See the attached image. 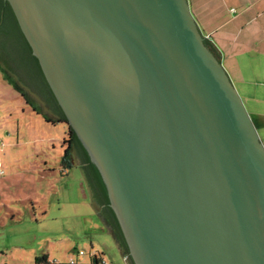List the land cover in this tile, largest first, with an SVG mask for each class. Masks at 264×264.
<instances>
[{
    "label": "water",
    "instance_id": "1",
    "mask_svg": "<svg viewBox=\"0 0 264 264\" xmlns=\"http://www.w3.org/2000/svg\"><path fill=\"white\" fill-rule=\"evenodd\" d=\"M5 1L133 263L264 264V147L188 0Z\"/></svg>",
    "mask_w": 264,
    "mask_h": 264
},
{
    "label": "rangeland",
    "instance_id": "2",
    "mask_svg": "<svg viewBox=\"0 0 264 264\" xmlns=\"http://www.w3.org/2000/svg\"><path fill=\"white\" fill-rule=\"evenodd\" d=\"M5 73L37 111L6 83L1 71L0 264H26L30 257L42 255H47L48 264H69L83 258L79 252L87 264L94 247L107 264H114L111 232L106 233L93 209L73 149V165L61 173L67 125L57 122L58 117L37 104L15 76Z\"/></svg>",
    "mask_w": 264,
    "mask_h": 264
},
{
    "label": "crops",
    "instance_id": "3",
    "mask_svg": "<svg viewBox=\"0 0 264 264\" xmlns=\"http://www.w3.org/2000/svg\"><path fill=\"white\" fill-rule=\"evenodd\" d=\"M188 2L200 31L220 54V64L242 99L264 147V0H188ZM64 169H61L62 174ZM104 228L108 233V229ZM110 237L112 238L111 234ZM112 242L115 250L112 262L126 264L119 245L113 239ZM94 252L100 254L98 261L107 264L101 251L94 247ZM91 255L87 264L96 261ZM83 258L76 260L78 264H86ZM32 259L36 261L35 256H32L25 263L33 264ZM35 261L34 264H37ZM49 261L47 258L41 263L48 264Z\"/></svg>",
    "mask_w": 264,
    "mask_h": 264
},
{
    "label": "trees",
    "instance_id": "4",
    "mask_svg": "<svg viewBox=\"0 0 264 264\" xmlns=\"http://www.w3.org/2000/svg\"><path fill=\"white\" fill-rule=\"evenodd\" d=\"M15 15L12 12L10 6L7 4V1L0 0V52H6L8 55V60L10 62H15L17 65H6L8 67H13L20 76L22 75L26 81L28 82L36 92V94L46 103V105L52 109L56 110L59 113L57 122H61L67 125L65 116L57 103L55 102V98L52 95L51 90L48 87V83L46 82L41 70L40 66L37 62V59L34 58L31 54V49L28 46L27 42L24 40L22 36V32L15 20ZM206 38L205 44L206 46L215 53L212 45L207 41ZM216 55V54H215ZM16 58V59H15ZM8 67H6L8 69ZM10 71L12 70L9 69ZM3 73V78L9 86L17 91L25 103L37 111L36 107L33 103L30 102L28 96L20 89L17 85V82L14 81L10 76L5 73V71L0 67V72ZM20 72V73H19ZM46 122H51L55 124L51 119L45 118ZM68 133L67 140L64 142L67 143V149H65L64 154V168L67 166L73 165L71 162L70 150L73 149L75 154L80 159V167L83 170L86 178L88 179V187L91 193L94 196V201L101 209V221L104 223L105 227L110 230V234L112 239L119 245V249L122 253L127 257L129 264H134L131 257L128 253V245L122 234V229L119 225V222L115 216L113 209L109 205V197L107 190L104 186V182L96 169L95 165L91 162L89 155L86 152V149L83 147L80 140L75 135V132L67 125ZM65 171V170H64ZM92 258L96 259L95 263H98V257L100 254L93 253ZM47 256L42 255L39 258H36L35 262L46 261Z\"/></svg>",
    "mask_w": 264,
    "mask_h": 264
},
{
    "label": "built area",
    "instance_id": "5",
    "mask_svg": "<svg viewBox=\"0 0 264 264\" xmlns=\"http://www.w3.org/2000/svg\"><path fill=\"white\" fill-rule=\"evenodd\" d=\"M78 255H80V257H84L85 255L83 254V253H78ZM69 264H78V262L77 261H70L69 262ZM93 264H106L105 262H103V261H98V263H93Z\"/></svg>",
    "mask_w": 264,
    "mask_h": 264
},
{
    "label": "flooded vegetation",
    "instance_id": "6",
    "mask_svg": "<svg viewBox=\"0 0 264 264\" xmlns=\"http://www.w3.org/2000/svg\"><path fill=\"white\" fill-rule=\"evenodd\" d=\"M0 55H2V58H1L2 60H3V56H5V58H6L7 60H8V58H9L8 55L6 54V52H3L2 50H1V52H0ZM8 63H9V64H12L13 62H12V61L10 62V61L8 60ZM61 169H63V168H61Z\"/></svg>",
    "mask_w": 264,
    "mask_h": 264
}]
</instances>
